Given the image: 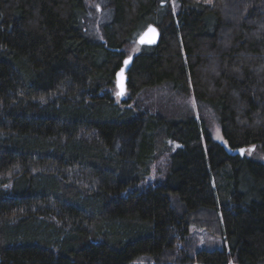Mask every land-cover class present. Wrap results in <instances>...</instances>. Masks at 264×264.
Segmentation results:
<instances>
[{
	"label": "trees",
	"instance_id": "1",
	"mask_svg": "<svg viewBox=\"0 0 264 264\" xmlns=\"http://www.w3.org/2000/svg\"><path fill=\"white\" fill-rule=\"evenodd\" d=\"M87 1L0 0V264H264V0H107L101 42Z\"/></svg>",
	"mask_w": 264,
	"mask_h": 264
},
{
	"label": "rangeland",
	"instance_id": "2",
	"mask_svg": "<svg viewBox=\"0 0 264 264\" xmlns=\"http://www.w3.org/2000/svg\"><path fill=\"white\" fill-rule=\"evenodd\" d=\"M87 2V14L83 22L84 35L93 41L101 42L104 39V26L112 18L113 5L107 0H88ZM172 2L175 4L174 0ZM138 51L139 46L136 45L132 55H135ZM115 92L117 94V89ZM128 96V93H126L125 99ZM133 105L135 104L133 103ZM136 105L161 113L168 118H186L190 114L200 117L206 123L213 140L221 144L224 143L220 125L213 109L199 106L192 95H181L171 90L170 86L164 85L141 92ZM153 176L154 174L151 175V178ZM200 238L204 241L205 239H213L210 234L205 232L200 235Z\"/></svg>",
	"mask_w": 264,
	"mask_h": 264
},
{
	"label": "water",
	"instance_id": "3",
	"mask_svg": "<svg viewBox=\"0 0 264 264\" xmlns=\"http://www.w3.org/2000/svg\"><path fill=\"white\" fill-rule=\"evenodd\" d=\"M154 30V31H153ZM160 39V31L159 29L154 26L150 25L142 34L137 38V44L140 47L143 46H155L158 44ZM131 58H128L126 61L127 63L124 64L123 68L118 72L116 76V89H117V95L120 98V100L125 99V95L127 93V72L131 63ZM125 61V62H126ZM242 150V149H241ZM241 150H237L233 155H244L245 154V149L244 151L241 152Z\"/></svg>",
	"mask_w": 264,
	"mask_h": 264
},
{
	"label": "snow or ice",
	"instance_id": "4",
	"mask_svg": "<svg viewBox=\"0 0 264 264\" xmlns=\"http://www.w3.org/2000/svg\"><path fill=\"white\" fill-rule=\"evenodd\" d=\"M153 31H154V30H153ZM125 63H127V61H126ZM243 151H244V150L242 149L241 152H243Z\"/></svg>",
	"mask_w": 264,
	"mask_h": 264
}]
</instances>
